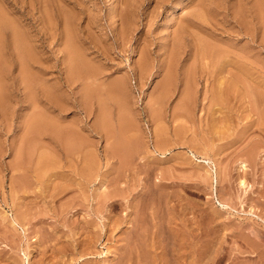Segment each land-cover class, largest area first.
Wrapping results in <instances>:
<instances>
[{
  "label": "rangeland",
  "instance_id": "obj_1",
  "mask_svg": "<svg viewBox=\"0 0 264 264\" xmlns=\"http://www.w3.org/2000/svg\"><path fill=\"white\" fill-rule=\"evenodd\" d=\"M43 1L35 0L32 13L27 1L20 3L16 15L23 13L36 37L46 18L51 23L45 84L63 79L60 90L73 99L89 84L94 110L91 117L69 111L63 123L70 134L77 122L82 127L79 163L48 134L25 145L18 127L0 124V264H264V0ZM186 21L194 25L189 30ZM68 36L97 69V78L72 87L60 52ZM201 41H212L214 50L204 51ZM0 49L9 63L16 60L9 31H2ZM169 72L171 85L163 86ZM15 88L11 105L29 114ZM104 107L120 137L108 128L89 130ZM124 116L132 126L122 133ZM16 145L28 164L22 173L12 167L21 154ZM89 152L97 162L92 180Z\"/></svg>",
  "mask_w": 264,
  "mask_h": 264
},
{
  "label": "bare ground",
  "instance_id": "obj_2",
  "mask_svg": "<svg viewBox=\"0 0 264 264\" xmlns=\"http://www.w3.org/2000/svg\"><path fill=\"white\" fill-rule=\"evenodd\" d=\"M2 1L4 2V0H0V47H1V41H2V31H9L10 33V42L12 44L13 47V52L16 60L14 62L9 63L8 60L6 59V57L2 56V50L0 49V124L2 126L7 127L8 129H14L15 127L19 128V132H16V136H19L20 138V143H23L25 145H28L29 143L33 142V139H39L42 138L45 134H48L51 138L52 141L56 142V144L58 145V148L60 149V151L62 152V154L65 156V158H68V156H73L76 157L75 161H79L80 155L83 154V150L84 147L82 148L81 144H80V128L81 125L79 123V125L76 123V125L74 126V124L72 123L70 126H74L70 132H72V134H70L67 129L64 126V122L67 118L66 115H68L69 111L70 112H80L82 110H84L87 115L89 117H91L90 115L92 114L94 108H92V105H90V98L93 97V92L90 90L91 88L89 87L90 85L88 84V88L89 90L86 91L85 93H81L80 97H75V99L72 98L70 93H67L66 91H62L60 90L64 84L65 81H62L63 79H60L59 81L56 82V85H51L48 87L47 84H45V80L46 78L44 77V74L46 73V66L43 64L44 61L47 60L46 57L43 56V51H44V47H45V43L46 41H48V39H50L51 37H53L51 34V32L49 31V29L51 28V23H49L50 21L47 20V18L45 19L47 23V25H49L50 28H46V26L42 27L43 33L39 32L40 34H37V37L34 36L33 34H30L31 30H27L26 26L22 23V19L21 17L23 16V13H20L19 16L16 15V11L19 10V4L20 3H24L25 1H27V5L30 7V12L32 11V5H34L35 0H8V3L12 4V8L8 9L6 8V4L3 5ZM7 2V0H5ZM40 3L43 4V0H39ZM203 2V0H202ZM26 3V2H25ZM24 3V4H25ZM264 3V2H263ZM37 5V4H36ZM45 5V4H44ZM25 6V5H24ZM53 6V5H52ZM114 6V5H113ZM120 6V5H119ZM180 6V5H179ZM35 9V8H33ZM27 10V9H26ZM43 12V15H45V17H48L47 15H49L47 12H45V9L43 10L40 9ZM69 10V9H68ZM210 10V9H209ZM175 11V10H174ZM34 12V10H33ZM41 12V13H42ZM29 13V12H28ZM32 13V12H31ZM73 13V12H72ZM115 13V12H114ZM113 14V13H112ZM52 15V14H51ZM173 15L174 12H173ZM179 15V14H178ZM201 15V14H200ZM211 15V14H210ZM21 16V17H20ZM26 16V15H25ZM24 16V17H25ZM54 16V15H52ZM70 16V15H69ZM115 16V15H114ZM123 16V15H122ZM68 17V16H67ZM210 17V16H209ZM26 18V17H25ZM24 18V19H25ZM28 18V17H27ZM40 18V17H39ZM51 18V17H50ZM49 18V19H50ZM62 19V18H61ZM41 21H43V18L40 19ZM39 20V21H40ZM52 20V19H51ZM24 22V21H23ZM55 22V21H54ZM27 24V23H26ZM63 24V23H62ZM194 25L190 22V21H186V23L184 24V29L189 30L190 28H192ZM197 27L200 28L203 27L202 24H200V26L198 24H196ZM59 28V27H58ZM62 29V28H61ZM201 29V28H200ZM202 31V30H201ZM55 33V32H54ZM58 33V32H56ZM58 35V34H57ZM56 35V36H57ZM198 36V35H197ZM196 34H192V38L197 40ZM62 37V36H61ZM212 39H214L213 36H211ZM54 39V37H53ZM59 39V38H58ZM199 39V38H198ZM56 40V39H55ZM217 40V39H216ZM60 41V39H59ZM58 41V42H59ZM215 41V39H214ZM62 42V41H61ZM76 42V41H75ZM72 39V37H69L66 39L65 44L66 47L63 50H58L60 52H62V63H66V65L63 67L66 70V82H68L70 84V86L72 87L73 85H75L76 83H78L79 80L83 79V80H92L94 79V77H96L97 75V69L96 67H94L89 61H87L86 59H84L82 56V53L80 52V50L76 47V43H75ZM202 42V46H203V50L206 51L208 50L210 47L213 49L212 46V41H201ZM200 42V43H201ZM81 43V42H80ZM216 43V42H215ZM199 45V43H198ZM215 47V46H214ZM202 50V48L198 49V51ZM214 50V49H213ZM219 50V49H218ZM84 51V50H83ZM8 52V51H7ZM222 52V51H220ZM10 53V52H9ZM224 53V51H223ZM60 54V53H59ZM222 54V53H221ZM163 55V54H162ZM223 55V54H222ZM218 57V55H216ZM163 57V56H162ZM161 57V59H162ZM174 57V56H173ZM220 57H222L220 55ZM11 58V57H10ZM177 58V57H176ZM239 58V57H238ZM241 60V59H239ZM242 62V61H241ZM246 62V61H245ZM229 64V63H228ZM246 64V63H244ZM243 64V65H244ZM250 64V63H249ZM226 67V66H225ZM247 67V66H246ZM245 67V68H246ZM233 69V68H231ZM228 70V69H227ZM143 71V70H142ZM103 72V71H102ZM13 73V74H12ZM150 73V72H149ZM218 73V72H217ZM102 75V74H101ZM148 75V74H147ZM173 74L171 72H169V74L165 77L164 81H163V86H167L171 83L172 79H173ZM228 76V74H227ZM102 77V76H101ZM97 78V77H96ZM224 79V78H223ZM222 79V80H223ZM249 79L251 84L254 83L256 81L255 77L250 76L249 75ZM10 80H12V84L10 82ZM112 81V80H111ZM120 82L119 85H123V78L119 79ZM259 82V81H258ZM96 83V82H95ZM97 84V83H96ZM260 84V83H259ZM85 85V84H84ZM171 85V84H170ZM264 85V84H263ZM262 85V86H263ZM241 86V85H240ZM15 88L16 91H20L21 92V97H22V101H20V103H22V107H24V110H27V108H32V112H30L29 114H18L17 108L16 106H12L11 105V101L14 100V92H13V88ZM94 87V86H93ZM101 87V86H100ZM161 87V86H160ZM238 87V86H237ZM241 88V87H240ZM102 89V88H101ZM167 90V89H166ZM169 91V90H168ZM171 91V90H170ZM96 92V90H95ZM109 92V91H108ZM164 92V91H163ZM222 93V92H221ZM241 93V92H240ZM243 93V92H242ZM243 97V96H242ZM99 98V97H98ZM104 98V97H103ZM166 98V97H165ZM164 98V99H165ZM233 98V97H232ZM247 98V97H245ZM90 99V100H89ZM106 99V98H105ZM118 99V98H117ZM107 100V99H106ZM168 100V99H167ZM244 100V99H243ZM118 101V100H117ZM105 102V101H104ZM165 103V102H164ZM162 104V103H161ZM109 105V104H108ZM119 106V105H118ZM163 106V104H162ZM74 107H76V110H71ZM94 107V106H93ZM112 107V106H111ZM121 107V106H120ZM127 107V106H126ZM99 108V107H98ZM119 108V107H118ZM122 108V107H121ZM120 108V109H121ZM215 108V107H214ZM103 112L100 115V119L94 123L93 125H91V128H89V130L91 132L93 131H97L98 129H102L101 127L104 128H108V132L111 133V135H116L117 137H120V132L119 134L116 132V130H114L112 128V126L107 123V111L104 108ZM119 109V110H120ZM125 109V108H124ZM123 110V109H122ZM202 111V110H201ZM213 111V110H212ZM223 111V109H222ZM95 112V111H94ZM100 112V110L98 111ZM122 112V111H121ZM156 112V111H154ZM67 113V114H66ZM96 113V112H95ZM134 113V112H133ZM176 113V112H174ZM173 113V118L175 119L176 116H178V114H174ZM222 113V112H221ZM153 114V113H152ZM131 115V114H130ZM187 115V114H186ZM221 115V114H220ZM158 116V115H157ZM184 116V115H183ZM219 116V115H218ZM17 117L19 118L17 120ZM180 117V116H179ZM161 118V117H160ZM135 119V118H133ZM156 119V118H155ZM218 118H216L217 120ZM131 119H129V117H122V125L120 127V131L123 133L124 130L127 128V126H132L131 125ZM162 120V119H161ZM215 120V119H214ZM68 121V120H67ZM66 121V122H67ZM73 121V120H72ZM158 121V120H156ZM163 121V120H162ZM177 121V120H175ZM71 122V120H70ZM81 122V121H80ZM161 122V121H160ZM66 124V123H65ZM68 124V123H67ZM220 125V124H218ZM85 126V125H84ZM137 127V126H136ZM88 128V127H87ZM138 128V127H137ZM163 129V128H162ZM219 129V128H218ZM223 130V128H220ZM128 130V129H127ZM216 130V129H215ZM23 131V132H22ZM130 131V130H129ZM138 131V130H137ZM100 132V131H99ZM103 132V131H102ZM131 132V131H130ZM135 132V131H134ZM132 131V133H134ZM128 133V132H127ZM95 134V133H94ZM103 134V133H102ZM108 134V133H107ZM131 134V133H129ZM137 134V133H136ZM158 134V133H157ZM222 134V133H221ZM91 135V133H90ZM124 135V134H123ZM140 135V134H139ZM154 135V134H153ZM218 135V134H217ZM133 136H136L133 134ZM132 137V136H131ZM138 137V136H137ZM160 137V136H158ZM163 137V136H162ZM139 138V137H138ZM137 138V139H138ZM161 138V137H160ZM159 138V139H160ZM136 139V137L134 138ZM132 138V141L134 140ZM158 139V140H159ZM88 140V138H87ZM109 140V139H108ZM130 140V138L128 139ZM86 141V140H85ZM110 141V140H109ZM135 141V140H134ZM157 141V140H156ZM161 141V140H160ZM47 142V141H46ZM159 142V141H158ZM156 144V142H154L157 146L158 143ZM52 143V142H51ZM86 143V142H85ZM113 143V142H112ZM122 143V142H121ZM135 143V142H134ZM19 144V143H18ZM46 144V143H45ZM49 144V143H48ZM83 144V143H82ZM117 144V143H115ZM209 144V143H208ZM258 144V143H257ZM88 145V144H87ZM114 145V144H113ZM133 145V142L132 144ZM130 145V146H131ZM155 145V146H156ZM84 146V145H83ZM90 146H92V143H90ZM116 146V145H115ZM129 146V145H128ZM127 145L125 146L128 147ZM136 146V145H135ZM14 147V146H13ZM17 147V148H16ZM44 147V145H43ZM50 147V146H49ZM54 147V146H53ZM89 147V145H88ZM112 147V146H111ZM118 147V146H117ZM116 147V148H117ZM47 148V147H46ZM121 148V147H120ZM117 150V153H119L120 151ZM134 147H132L133 150ZM159 148L165 149L164 147H162V145H159ZM206 148V147H205ZM16 152H21L20 156L16 157V161L14 163V165L12 166L13 169L20 170V172L22 171V169H28V164L26 162H24L23 159H21V157L23 156V152H24V147L23 145H16L15 146ZM50 149V148H49ZM96 149V148H95ZM112 149V148H110ZM129 149V147L127 148V150ZM135 149V148H134ZM37 150V149H36ZM56 150V149H55ZM88 150V149H87ZM114 150V148L112 149ZM126 150V152H127ZM130 150V151H132ZM122 151V149H121ZM120 151V152H121ZM164 151V150H163ZM242 151V150H241ZM51 152V151H50ZM123 152L125 153V149L123 150ZM135 152V150H134ZM92 153V152H91ZM90 152L87 153V166L86 171H87V176H89L92 180V177L94 178L97 172L96 169V159L94 157L93 154H91ZM114 153H116L114 151ZM129 153V152H128ZM131 153V152H130ZM129 153V154H130ZM122 154V153H121ZM127 154V153H126ZM116 155V154H115ZM132 155V153L130 154V156ZM17 156V155H16ZM117 156V155H116ZM115 156V157H116ZM120 156V154H119ZM133 156V155H132ZM146 156V155H144ZM114 157V158H115ZM123 155L120 156L122 161H125V159L127 158H123ZM260 157V156H258ZM263 158V156H262ZM131 159V158H130ZM151 159V158H149ZM55 160V159H54ZM53 160V161H54ZM63 160V159H62ZM85 161V162H86ZM128 161V160H127ZM131 161V160H130ZM142 161V160H141ZM220 161V160H219ZM57 162V161H56ZM81 162V161H80ZM139 162V161H138ZM11 163V164H13ZM50 163V161H49ZM48 163V164H49ZM55 163V162H54ZM79 163V162H78ZM77 163V164H78ZM120 163V162H119ZM140 163V162H139ZM147 163V162H146ZM243 164L242 167H246L247 169V164L243 161L241 162ZM30 164V163H29ZM121 166L123 164H120ZM127 165V164H126ZM148 165V164H147ZM151 165V164H150ZM55 166V165H54ZM161 166V165H160ZM79 167V166H78ZM152 167V165H151ZM150 167V168H151ZM84 168V167H83ZM145 168V167H143ZM149 168V167H148ZM12 169V170H13ZM31 169V168H30ZM77 169V168H76ZM245 169V168H244ZM261 169V168H260ZM123 170V169H122ZM153 170V168H152ZM15 171V170H13ZM147 171V169H146ZM154 171V170H153ZM250 171V170H249ZM258 172V170H256ZM18 172V171H17ZM31 172V171H30ZM56 172V171H55ZM59 172V171H58ZM63 172V171H62ZM22 173V172H21ZM98 173V172H97ZM163 173V172H162ZM171 173V172H170ZM244 173V172H243ZM61 174V173H60ZM149 174V172H148ZM258 174V173H257ZM24 175V173H23ZM22 175V176H23ZM54 175V174H53ZM69 175V174H68ZM74 175V174H73ZM118 175V174H117ZM116 175V176H117ZM121 174H119L120 176ZM164 175V173L162 174V176ZM250 176V174H248ZM16 175H13L11 178V181H13V177H15ZM51 176V175H50ZM71 176V175H70ZM246 176V175H245ZM252 176V175H251ZM19 178L20 175L18 176ZM26 178V175L24 176ZM52 177V176H51ZM66 177V175H65ZM103 177V176H102ZM260 177V176H259ZM258 177V178H259ZM16 178V177H15ZM50 178V177H49ZM56 178V177H55ZM53 178V179H55ZM62 178V176L60 177ZM74 178V177H73ZM89 178V179H90ZM97 178V177H96ZM111 178V177H110ZM150 178V177H149ZM261 178V177H260ZM59 179V178H58ZM78 179V178H76ZM113 179V178H112ZM198 179V178H197ZM247 179V178H246ZM246 179L245 178H241V180L239 181L241 183V185H246ZM257 179V178H256ZM21 181L23 179H20ZM61 180V179H60ZM71 180V179H70ZM73 180V179H72ZM80 180V179H79ZM78 180V182H79ZM90 180V181H91ZM162 180V179H161ZM19 181V182H21ZM26 182V180H23ZM47 181V179H46ZM75 181V180H74ZM110 181V180H109ZM178 181V180H177ZM233 181V180H232ZM248 181V180H247ZM259 181V180H258ZM49 181H47L48 183ZM52 182V181H51ZM50 182V183H51ZM62 182V181H61ZM65 182V181H64ZM69 182V181H68ZM71 182V181H70ZM76 182V181H75ZM74 182V183H75ZM173 182V181H172ZM257 182V181H256ZM53 183V182H52ZM73 183V184H74ZM111 183V182H108ZM147 183V181H146ZM150 183V182H149ZM160 183V182H159ZM167 183H170L169 181L167 182H162L161 185H166ZM177 183V182H175ZM182 183V182H181ZM261 183V182H260ZM28 184V183H26ZM46 184V183H45ZM84 184V183H83ZM103 184V183H102ZM155 184V183H154ZM187 184V183H186ZM185 184V185H186ZM197 184V183H196ZM256 184V183H255ZM11 185V184H10ZM16 185V184H15ZM101 185V184H100ZM152 185V184H151ZM148 185V188H154V186ZM159 185V184H158ZM156 185V186H158ZM160 185V186H161ZM170 185V184H169ZM189 185H191L189 183ZM195 185V184H193ZM192 185V186H193ZM199 185V184H198ZM259 185V183H258ZM257 185V186H258ZM261 185V184H260ZM22 186V184H21ZM29 186V185H28ZM51 186V185H50ZM53 186V185H52ZM77 186V185H76ZM107 186V185H106ZM151 186V187H150ZM264 186V185H263ZM11 187L13 188V184L11 185ZM51 188V187H50ZM74 188V187H73ZM158 188V187H157ZM155 188V189H157ZM200 188V187H199ZM124 189V188H123ZM257 189V188H256ZM70 190V189H69ZM106 190V189H105ZM154 189H152V194ZM161 190V188L159 189ZM164 190V189H163ZM206 190V189H205ZM208 190V189H207ZM12 191V190H11ZM25 191V190H24ZM68 191V190H67ZM96 191V190H95ZM107 191V190H106ZM110 191V190H109ZM155 191V190H154ZM50 192V190H49ZM112 192V191H111ZM55 193V192H54ZM82 193V192H81ZM145 193V191H144ZM161 193V192H159ZM157 193V195L159 194ZM164 193V192H163ZM166 193V192H165ZM64 194V193H63ZM254 194V193H253ZM252 194V196H253ZM142 195H144L142 193ZM151 195V194H150ZM161 195V194H160ZM167 195V193H166ZM170 195V194H169ZM61 196V195H60ZM156 196V193H155ZM154 196V197H155ZM21 197V196H20ZM27 197V196H26ZM55 197V196H54ZM62 197V196H61ZM149 197V196H148ZM153 197V195L151 196ZM150 197V198H151ZM153 197V198H154ZM159 197V195L157 196ZM260 197V196H259ZM60 198V197H59ZM113 198V196H112ZM141 198V196H140ZM175 198V197H174ZM115 199V198H114ZM113 199V200H114ZM149 199V198H148ZM158 199V198H157ZM95 200V199H94ZM121 200V199H120ZM146 200V199H145ZM159 200V199H158ZM255 201H257L254 198ZM96 201V200H95ZM122 201V200H121ZM141 201V200H140ZM139 201V202H140ZM148 201V200H147ZM151 201V200H150ZM149 201V203H150ZM156 201V200H155ZM261 201V200H258ZM257 201V202H258ZM117 202V201H116ZM123 202V201H122ZM143 201H141L142 203ZM94 203V202H93ZM96 203V202H95ZM113 203V202H112ZM111 203V204H112ZM140 203V204H141ZM157 203V202H156ZM117 204V203H116ZM139 204V203H138ZM262 204V203H261ZM249 205V204H248ZM260 205V203H259ZM63 206V205H62ZM107 206V205H106ZM143 206V205H142ZM131 207V206H130ZM141 207V206H140ZM144 207V206H143ZM142 207V208H143ZM107 208V207H106ZM146 208V207H145ZM252 208V207H251ZM137 209V208H136ZM139 209V208H138ZM144 209V208H143ZM202 209V208H201ZM256 209V208H255ZM258 209V208H257ZM140 210V209H139ZM138 210V211H139ZM142 210V209H141ZM140 210V212H141ZM107 211V210H106ZM144 212V211H143ZM148 213V212H147ZM203 214V213H202ZM207 214V213H206ZM150 215V214H149ZM262 216V215H261ZM192 217V216H191ZM207 217V216H206ZM113 218V217H112ZM140 218V217H139ZM262 219V218H261ZM112 220V219H111ZM195 220V219H194ZM110 221V220H109ZM113 222V221H112ZM132 222V221H131ZM206 222V220H205ZM209 225V224H208ZM142 226V225H141ZM138 227V226H137ZM246 227V226H245ZM169 228V227H168ZM211 229V228H210ZM137 230V229H135ZM159 230V229H158ZM167 230V229H165ZM209 230V229H208ZM253 230V229H252ZM261 230V229H260ZM139 231V230H138ZM151 231V230H150ZM169 231V230H168ZM136 232V231H133ZM165 232V231H164ZM194 232V231H193ZM252 232V231H251ZM160 233V232H159ZM158 233V234H159ZM163 233V232H162ZM172 233V232H171ZM197 233V232H196ZM254 233V232H253ZM135 234V233H133ZM138 234V233H137ZM157 234V235H158ZM176 234V233H175ZM141 235V234H140ZM195 235V234H194ZM134 236V235H133ZM132 236V237H133ZM168 236V235H166ZM172 236V235H170ZM174 236V235H173ZM90 237V236H89ZM140 238V236H138ZM142 237V236H141ZM159 237V235H158ZM164 237V236H163ZM169 237V236H168ZM143 239V238H142ZM260 239V238H259ZM172 240V239H171ZM256 240V239H255ZM90 241V240H89ZM141 241V239H140ZM209 241V240H208ZM143 243V242H142ZM171 243V242H169ZM178 243V242H177ZM168 244V243H167ZM173 244V243H171ZM176 245V244H175ZM144 247V246H143ZM176 247V246H175ZM260 247V246H259ZM135 249V248H134ZM169 250V249H168ZM167 250V251H168ZM207 250V249H206ZM253 251V250H252ZM254 251H258V248L254 247ZM136 252V251H135ZM147 252V251H146ZM209 252V251H208ZM243 252V251H242ZM162 253V252H161ZM127 254V253H126ZM174 254V253H173ZM261 255V251L259 253ZM146 255V253H145ZM150 255V254H149ZM175 255V254H174ZM125 256V255H124ZM151 256V255H150ZM172 256V255H171ZM136 257V256H135ZM134 257V258H135ZM149 257V256H148ZM250 257V256H249ZM254 257V256H253ZM124 259V257H123ZM147 259V258H146ZM175 259V258H174ZM188 259V258H187ZM170 261V260H169ZM168 261V262H169ZM120 262V261H119ZM207 262V261H206ZM210 262V261H209ZM151 263V262H150ZM137 264V263H136ZM170 264V263H169Z\"/></svg>",
  "mask_w": 264,
  "mask_h": 264
}]
</instances>
